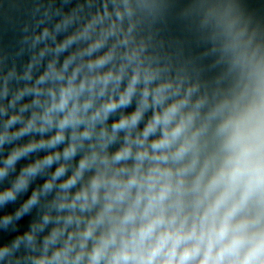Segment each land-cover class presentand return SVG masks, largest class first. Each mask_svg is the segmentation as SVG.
Masks as SVG:
<instances>
[{"label": "clouds", "instance_id": "9594fccd", "mask_svg": "<svg viewBox=\"0 0 264 264\" xmlns=\"http://www.w3.org/2000/svg\"><path fill=\"white\" fill-rule=\"evenodd\" d=\"M122 2L115 19L105 5L40 50L16 77L24 86L0 104L3 117L32 97L0 124V150L32 137L3 159L0 180L22 157L56 149L0 192L4 206L48 175L14 215L0 219L9 230L46 202L28 231L0 247V260L23 246L30 264H264V49L237 33L225 45L236 82L209 99L184 77L165 78L164 69L145 63V46L133 44L134 24L122 27L135 7ZM49 35L45 29L36 39ZM46 53L51 58L31 82ZM15 76L5 77L0 100Z\"/></svg>", "mask_w": 264, "mask_h": 264}, {"label": "water", "instance_id": "95a60500", "mask_svg": "<svg viewBox=\"0 0 264 264\" xmlns=\"http://www.w3.org/2000/svg\"><path fill=\"white\" fill-rule=\"evenodd\" d=\"M132 3L135 13L131 21L125 17L122 27L127 30L129 23L134 24L133 44L138 46L143 43L145 46L142 54L146 58L145 63L164 69L162 75L165 78L184 77L187 83L198 85L199 94H206L209 99L227 92L236 82L238 72L231 68L232 54L225 50V45L237 33L242 32L241 39L250 40L251 46L264 49V0H132ZM117 4L123 7L122 0H0V89L10 72L16 74L8 80L9 93L0 100V104L7 106L13 93L24 86L26 82L16 77L23 75L33 56L38 55L40 50L54 48L56 43L81 29L97 14H103L105 5L112 13L111 18L115 19ZM66 20L69 21L67 26L57 32L56 26L63 25ZM108 22L106 19L105 24ZM45 29L49 30L50 35L37 40V37H43ZM76 48L77 45H73L62 53L60 62ZM50 58L51 53H46L40 66L34 67L31 82L43 72ZM31 99V96H25L16 108H9L7 115L18 111L20 104L28 103ZM134 109L135 102L124 111ZM29 114L30 110L24 115L27 117ZM7 115L0 117V124L7 119ZM118 118V115L110 117L109 123ZM19 127V123L13 126ZM35 138L39 139L40 134L37 133ZM30 139L31 136H24L5 144L0 150V166L14 147ZM59 148L62 150L63 145ZM55 150L41 149L19 159L15 170L0 180V192L12 186L25 166ZM56 167L54 163L49 173ZM47 179L48 175H38L30 181L26 191L17 195L15 201L0 206V219L5 215H14ZM45 203L42 198L40 205L14 221V228L0 229V247L28 231L31 223L40 218ZM26 255V250L21 246L11 257L0 260V264H30L25 259Z\"/></svg>", "mask_w": 264, "mask_h": 264}]
</instances>
